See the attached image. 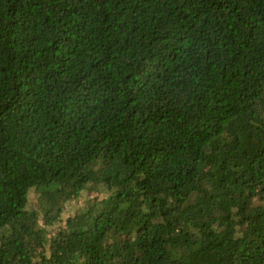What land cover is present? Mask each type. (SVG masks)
<instances>
[{"label":"trees","instance_id":"obj_1","mask_svg":"<svg viewBox=\"0 0 264 264\" xmlns=\"http://www.w3.org/2000/svg\"><path fill=\"white\" fill-rule=\"evenodd\" d=\"M0 264H264V0H0Z\"/></svg>","mask_w":264,"mask_h":264}]
</instances>
